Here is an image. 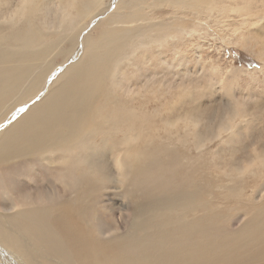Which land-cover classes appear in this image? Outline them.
<instances>
[{
	"label": "bare ground",
	"instance_id": "bare-ground-1",
	"mask_svg": "<svg viewBox=\"0 0 264 264\" xmlns=\"http://www.w3.org/2000/svg\"><path fill=\"white\" fill-rule=\"evenodd\" d=\"M221 2L12 0L6 3L0 15V35L14 40L22 55L14 56L13 64L7 52L0 49V114L9 98L12 107L7 117L10 122L0 126V264H150L145 256L121 257L124 246L118 240L119 234L107 236L109 223L102 228L101 218L91 219L88 205L91 194L86 193L93 190L94 183H101L106 173L95 140L103 135V141L110 140V147H137L143 134L127 122L132 116L135 123L141 118L140 129H144L145 121L149 122L147 101L146 97L139 100L136 111L130 102L142 97L148 81L157 78L165 48L168 58L174 60L177 50L173 40L194 36L195 28L185 22L187 14L197 18L199 24L208 22L207 18ZM256 2L240 0L237 9L255 15L250 7ZM222 6L223 12L225 3ZM107 9L112 11L99 23V30L89 31L93 20ZM161 9L168 14L166 19H159ZM187 10L186 15H179ZM66 41L71 46L67 51L62 45ZM81 43L82 54L73 59L74 50ZM147 47L157 52L154 56L158 58V68L153 72L145 69L136 89L127 69L120 65L136 49ZM58 54L63 57L60 73L47 82L46 76L56 68L52 58ZM143 57L145 62L148 57ZM169 75L170 71L165 79ZM38 92L43 94L42 99L34 102ZM21 104L25 105L17 108ZM184 120L180 116L165 124L169 128ZM200 121L195 118L185 121V125L196 128ZM233 121L234 118H226L219 124V130L230 128ZM121 132L122 138L118 139ZM191 135L197 139V147L204 145L205 138L199 130ZM129 150L113 159L116 174L125 173L129 177L135 171L145 178L141 162H135ZM25 156L28 162H20ZM37 167L43 172L53 170L50 186L29 188L25 179ZM165 203L164 207L177 201L168 196ZM249 224L250 228H228L227 234L213 227L201 229L209 239L216 234L214 244L190 245L185 238L171 235L163 244L149 237L150 248L158 244L163 258L158 264H264L261 212L253 214ZM181 231L184 233L185 229ZM199 241L200 238L194 240ZM251 244H255L254 251L248 247ZM116 250L120 256H116Z\"/></svg>",
	"mask_w": 264,
	"mask_h": 264
},
{
	"label": "rangeland",
	"instance_id": "rangeland-1",
	"mask_svg": "<svg viewBox=\"0 0 264 264\" xmlns=\"http://www.w3.org/2000/svg\"><path fill=\"white\" fill-rule=\"evenodd\" d=\"M9 1L12 0H0V15ZM215 1L222 2L207 18L208 22L199 24L197 18L187 14L189 9L179 14H187L185 22L195 28L194 36L173 40L177 50L174 60L168 58L169 52L165 48L157 78L148 81L142 97L130 102L136 111L139 100L146 97L147 101L149 122L145 121L144 129H140L141 118L135 123L136 118L132 116L127 122L143 134L137 140V147H110V140L103 141V135L96 137L95 144L106 173L104 180L94 183L93 190L86 193L91 194L88 199L90 216L91 219L101 218L100 227L109 223L107 236L119 234L118 240L124 246L123 258L145 256L148 263L158 264L163 259L162 254L157 249L158 244L150 248L149 237L162 244L171 235L185 238L190 245L214 244L216 234L209 239L201 229L213 227L221 230V234H227L228 228L249 227L251 216L259 212L264 220V167L257 165L242 172L253 157L251 150L264 149L261 145L264 139V52L260 55L264 51V3L262 0L251 3V13L255 15H249L237 9L240 0ZM223 3L226 7L222 12ZM111 11L101 12L89 31L96 33L99 23L104 22ZM158 15L159 19L168 17L162 9ZM62 45L66 51L71 47L68 41ZM83 48L82 43L78 44L73 59L82 54ZM0 49L7 52L13 64V57L22 55L9 36L0 35ZM170 50L173 51L172 45ZM154 54L157 52L152 48H138L121 62L120 67L127 69L136 89L145 69L157 70L158 58ZM143 56L148 57L145 62ZM62 64V55L52 58L56 68L46 76L47 82L59 75ZM168 71L172 75L165 79ZM161 76L163 78H159ZM39 92L35 94L34 102L41 101L43 94ZM9 99L0 114V126L10 122L7 118L12 112L8 111L12 108ZM180 116L185 120L178 125L168 128L165 124ZM195 118L201 120L196 128L185 125V121ZM226 118H234L230 127L233 132L244 129L241 137L247 131L254 136L247 147L243 143L234 144L232 151L217 155L221 141L232 136V133L219 130V124ZM198 130L205 138L201 147H197V139L191 135ZM122 133L117 135L118 139L122 138ZM128 149L134 154L135 162H141V173L145 178L135 171L129 177L125 173L122 176L116 174L113 159ZM20 162H28L27 157H22ZM52 171L34 168L25 181L29 188L50 186ZM137 180L143 181L138 183ZM168 196L177 203L164 207ZM199 238L200 241L195 243L194 240ZM254 246L248 247L254 251ZM116 256H120L118 250Z\"/></svg>",
	"mask_w": 264,
	"mask_h": 264
},
{
	"label": "snow or ice",
	"instance_id": "snow-or-ice-1",
	"mask_svg": "<svg viewBox=\"0 0 264 264\" xmlns=\"http://www.w3.org/2000/svg\"><path fill=\"white\" fill-rule=\"evenodd\" d=\"M222 131H227L229 133H232V136L230 138L226 137L223 141H221L222 146L219 147V151L217 152V155H220L221 153L227 154L228 152L232 151V146L234 144H240L243 143L245 147L251 142V137L254 136L250 131L246 132V135L244 137H241V131H245L244 129H241L239 131L233 132L231 128H225L222 129ZM217 140H220V137L216 138ZM261 145L264 146V139L261 140ZM251 154L253 157H256L252 160L250 164H246L242 170V172H248L251 168L259 165L261 167H264V151L261 153H257L255 148L251 150Z\"/></svg>",
	"mask_w": 264,
	"mask_h": 264
}]
</instances>
